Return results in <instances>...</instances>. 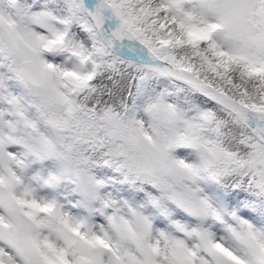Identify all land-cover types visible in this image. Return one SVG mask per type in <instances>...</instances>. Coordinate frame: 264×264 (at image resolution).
<instances>
[{"label":"snow or ice","instance_id":"obj_1","mask_svg":"<svg viewBox=\"0 0 264 264\" xmlns=\"http://www.w3.org/2000/svg\"><path fill=\"white\" fill-rule=\"evenodd\" d=\"M0 264H264V0H0Z\"/></svg>","mask_w":264,"mask_h":264}]
</instances>
